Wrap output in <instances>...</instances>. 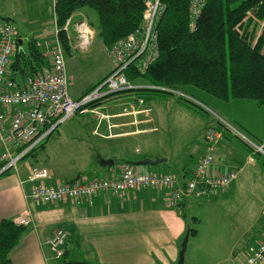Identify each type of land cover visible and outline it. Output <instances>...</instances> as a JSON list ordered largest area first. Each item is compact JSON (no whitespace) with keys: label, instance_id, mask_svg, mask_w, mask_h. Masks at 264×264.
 <instances>
[{"label":"crops","instance_id":"obj_1","mask_svg":"<svg viewBox=\"0 0 264 264\" xmlns=\"http://www.w3.org/2000/svg\"><path fill=\"white\" fill-rule=\"evenodd\" d=\"M38 1L31 0L30 4L36 6ZM48 1L44 0L47 5ZM5 2L6 5L0 7V18H8V21L17 28L10 18L19 14L15 10L27 9V0H5ZM52 2L55 4L54 0ZM84 15L87 17L88 14L84 12ZM249 16L254 17L252 14ZM258 22L256 37L249 36L253 44L264 29V20ZM38 30L39 28L32 27L24 35L18 32L17 41L18 44L21 41L20 48L25 49L30 40H35L46 56L48 50L55 47V39L51 35L39 37L33 35V32ZM112 67L111 61V67L104 73L101 81L111 72ZM18 80L21 81L19 78ZM90 86L87 90H90ZM69 92L74 99L85 94L84 91L72 93L70 86ZM131 93L115 95L126 98ZM112 96L103 101L110 100ZM158 96L163 98L149 101L153 102L152 107L139 106L136 99L133 102L129 98L117 103L102 104L103 101H101L94 106L100 114L95 116L93 112H87L84 115L94 117V121L88 123L90 126L87 130L96 138V141H106L105 145L99 143L98 148H95L88 146L84 140L74 141L77 144L59 146L52 153L50 141H45V144L38 146L21 161L18 171L0 174V222L4 219L14 220L24 211L30 213L33 221L23 234L20 243L11 251L10 264H62V258L56 257L51 246L46 243V239L60 228L68 233L65 252L72 261H86L89 264H178L180 242L188 230L184 208L190 199L203 197L195 193L185 196L177 206H171L168 203L167 190L144 187L124 192L101 191L91 198H83L80 201L69 199L42 203L28 197L30 189L35 185L34 182L29 181L34 167H46L50 170L51 177L45 180L47 185L75 180L87 181L96 177H118L121 164L124 162L131 163L142 173L176 175L185 183L192 176L200 158L207 153L205 136L209 128L215 127L222 132V136L216 145L210 174L214 176L236 171L238 178L231 188L233 190L245 188L248 191H251V179L257 176L260 191L264 193V166L260 159L256 163L249 160L251 154L237 141L238 138H235L237 140L232 138L234 136L228 131H223L216 121L204 126L200 120H196V117H199L198 114L182 105L175 95H169L170 99L164 98L163 95ZM236 100L231 99L226 102L235 103ZM102 114L107 118L100 119ZM237 125L245 130L242 123ZM59 127L55 130L59 131ZM193 129L196 135L192 140L186 141L181 135ZM249 130L257 133L256 138L264 142V136L254 129L245 130L251 136L253 135ZM164 131H176L179 134L180 137L176 136L175 141L181 145L175 152L162 153L154 146L163 140L159 133ZM200 131L203 132L201 138L197 135ZM63 139L67 142L66 138ZM142 142L147 144L144 150L138 146ZM134 143L137 144L135 147ZM182 145L183 147L180 148ZM187 148L190 149L188 152H186ZM96 150L97 153H95ZM44 156L47 157L43 159ZM98 156L113 158L115 164L111 167H101ZM61 158H64L65 162H61ZM148 158H166V161L158 164V170L155 171L151 167H143L144 164H138ZM167 168L170 171H167ZM243 176H246V181L242 179ZM228 189L225 191L230 190ZM259 199L256 202L259 216L253 223H259L256 242L250 247H245L236 257V249L232 250L234 258L240 257V264L264 240V221H262L264 195ZM249 201L251 200L243 202L245 216L246 213L249 214L248 208L255 206V201ZM258 204L259 207H257ZM238 220L243 222L246 218L243 216ZM251 239L252 237L250 241Z\"/></svg>","mask_w":264,"mask_h":264},{"label":"built area","instance_id":"obj_2","mask_svg":"<svg viewBox=\"0 0 264 264\" xmlns=\"http://www.w3.org/2000/svg\"><path fill=\"white\" fill-rule=\"evenodd\" d=\"M143 1L145 10L141 25L125 37L106 46V53L113 64L111 72L95 88L78 99H74L69 92L67 59L57 26L55 47L46 53L48 63L19 81L13 79L11 73L13 58L19 46L18 31L9 21L0 23V174L18 171L21 161L43 144L60 124L76 113L100 114L95 105L91 104L100 103L112 95L128 91L161 88L133 82L125 74L128 69L135 73H145L160 56L157 24L164 6L161 0ZM208 1H190L189 12L193 28ZM70 22L71 18L67 20L64 30L71 43L73 38L68 32ZM94 35V30L87 25L85 19L76 23L75 36L78 38L76 47L87 49L93 42ZM166 90L176 92L180 97L201 105V102L184 93L168 88ZM102 116L105 117L104 114ZM221 127L240 137L254 147L256 152L263 151V145L254 142L227 121L222 120ZM221 136L222 132L215 127L209 128L205 136L207 153L200 158L192 176L185 183L176 175L142 173L131 163L124 162L121 164L118 177H96L87 181L75 180L47 185L45 180L51 177L50 170L46 167H34L29 181L35 185L30 189L28 197L42 203L69 199L80 201L83 198H91L101 191L124 192L144 187L167 190V199L171 206H177L185 196L195 193L208 197L218 189L229 187L237 178L236 171L214 176L210 174L216 145ZM249 160L253 162L255 158L251 156ZM13 221L23 226H30L33 222L28 211L18 214ZM67 239L68 233L63 229H57L47 238L46 243L51 246L56 257L62 258ZM242 264H264V240L247 255Z\"/></svg>","mask_w":264,"mask_h":264},{"label":"trees","instance_id":"obj_3","mask_svg":"<svg viewBox=\"0 0 264 264\" xmlns=\"http://www.w3.org/2000/svg\"><path fill=\"white\" fill-rule=\"evenodd\" d=\"M190 1L161 0L164 10L157 24L160 56L143 74L128 69L125 73L128 79L134 82L146 78L144 84L177 90L194 85L223 100L250 99L264 104V29L255 44L251 41L256 37L258 21L264 20V0H209L194 28L191 26ZM83 9L96 12L98 36L105 46H109L141 25L145 5L143 0H56V26L63 49L67 51L70 41L64 26L75 12ZM8 20L3 18V21ZM46 58L35 40H30L25 49L18 46L11 65L13 79L23 80L35 73L48 63ZM136 91L172 95L160 88L133 92ZM176 97L191 111L208 114L194 102ZM228 132L241 141L251 156L261 158L244 140ZM27 229L28 226L17 225L11 219L0 222V264L11 263V251ZM196 232L195 228L191 229V235ZM62 264L89 263L72 261L65 252Z\"/></svg>","mask_w":264,"mask_h":264},{"label":"rangeland","instance_id":"obj_4","mask_svg":"<svg viewBox=\"0 0 264 264\" xmlns=\"http://www.w3.org/2000/svg\"><path fill=\"white\" fill-rule=\"evenodd\" d=\"M30 1L31 0H27L26 10H15L19 14L10 18L17 25L18 32H20L21 35H24L26 31H30L32 27H34L39 28V30L37 32H33V35H36L37 37L40 35H51L55 39L56 26L54 4L52 0L48 1V5L44 2V0H39L36 3L38 8L30 4ZM2 5H6L5 0H0V7H2ZM82 11L83 12L80 13L75 12L71 17V22L69 24L70 30L68 32L71 33L73 41L70 43V49L68 51L64 49V52L67 59L68 74L70 77V91L72 93L84 91L86 94L89 91L87 90L89 89L87 88L89 85H91L90 89H92L99 84L104 73H106V71L111 67V59L105 51V46L101 38L98 36L99 27L98 16L96 12L93 10ZM84 12L88 14L87 17L84 15ZM80 19H85L87 21V25L90 26V28L95 29L93 42L87 49H82L80 47H76L75 45H78V38L75 36L74 24L76 25ZM2 21L3 18L1 17L0 22ZM134 82L144 83L146 82V78L135 80ZM161 88L165 90L167 89L164 87ZM173 90L184 93L186 96L192 97L201 102V105L199 104V106L202 107L208 114H196L199 116L196 117V120H200L204 126L214 121H216V123L219 122L218 124L222 125V120H225L232 126L236 127L239 131L243 132V134L244 132L247 133L246 131L250 128L257 131L261 136H264V104H259L256 101L250 99H237L235 103H227V100L215 97L212 94L206 92L204 89L194 85H186L181 87L179 90ZM166 91L170 92L172 95L180 96L176 92L169 90ZM163 96H165L164 98L170 99L169 95ZM112 97L110 100L103 101L102 104L112 102L117 103L119 101H123V99L129 98L133 102L134 99H136V102L139 106L152 107L153 102H149L151 99L163 98L153 93L138 94L136 92H132L126 98L118 97L116 95ZM165 100L167 101L168 99ZM85 113L87 112L76 113L67 121L59 125V131L55 130L52 135L46 139V141H50V147L53 148L52 153H54V151L57 150L59 146L65 144H77L74 141L79 142L84 140L88 146L95 148H98V145L100 144L105 145V143H107L103 140L100 142L96 141V138L91 136L90 132H88L87 128L90 126L88 123L94 121V117L92 115H84ZM93 114L95 116L97 115L95 113ZM101 118L107 117L102 116L100 119ZM239 123L244 125V127H242L246 131L237 125ZM90 128L92 129V127ZM249 131H251L253 136L248 133L247 134L253 139V141L263 145V151L258 150L257 152L261 157L260 161L262 166H264V143L256 138L258 137L257 133H255L253 130ZM159 134L163 140L154 144V146L160 152H175L179 145H181V143L177 144L175 141L176 136L180 137L176 131H164ZM202 134L203 132L201 133L200 131L197 135H199V138H201ZM195 135L196 133L193 129L191 132H186L181 136H184L186 141H190ZM74 137L76 138L73 139ZM63 138H66L67 142H64ZM145 138L146 136L143 137V141H145ZM232 138L235 139V137ZM237 141L243 146L239 139ZM133 145L135 147L137 144L134 143ZM146 145L147 144L144 142H142V144H138V146L143 148V150L146 149ZM150 146H152V144H150ZM182 147L183 145L180 148ZM188 149L189 148L186 149V152H188ZM251 149L256 150L254 147H251ZM95 153H97V150ZM46 157L47 156H44L43 159ZM257 160L258 159L256 158L253 163H256ZM60 161L65 162V159L61 158ZM142 166L151 167L155 171L158 170V164H144ZM167 171L170 170L167 168ZM242 179L246 181V176H243ZM235 180L233 181L234 183L236 182ZM251 180V191L245 190V188L233 190L231 188V185L233 184L232 182L229 187L218 189L214 194H211L208 197H197L188 201L184 208V213L186 214L188 220L187 232L191 231L193 228H195L197 232L195 235H190L185 254V264H240V257L237 259L234 258V256H232V250L236 249V257L239 255L241 250H243L245 247H250L252 243L256 242V233L259 229V223L253 224L259 216V209H256V202L259 201V198L264 195V193L260 191L258 177L254 176ZM228 188L231 189L229 190ZM226 189L229 191L226 192ZM245 200H251L249 202L255 201L254 208H248L247 211H249V214L246 213V216L243 213V202ZM257 207H259V204ZM243 216L246 218V220L243 222L239 221L238 218ZM262 221H264V216ZM251 237L252 239L250 241ZM182 241L180 242V246Z\"/></svg>","mask_w":264,"mask_h":264},{"label":"water","instance_id":"obj_5","mask_svg":"<svg viewBox=\"0 0 264 264\" xmlns=\"http://www.w3.org/2000/svg\"><path fill=\"white\" fill-rule=\"evenodd\" d=\"M21 45H22V42L20 41L19 47H21ZM163 161H166V158H155V159L148 158V159L138 162V164L156 165V164H160ZM98 163L101 167H111L115 164V160L113 158H104L102 156H98ZM190 233L191 231H188L183 238L181 249L179 252L178 264H185V254L187 250V244L190 238Z\"/></svg>","mask_w":264,"mask_h":264},{"label":"bare ground","instance_id":"obj_6","mask_svg":"<svg viewBox=\"0 0 264 264\" xmlns=\"http://www.w3.org/2000/svg\"><path fill=\"white\" fill-rule=\"evenodd\" d=\"M39 146H40V145H39ZM36 148H37V147H36ZM36 148H35V149H36Z\"/></svg>","mask_w":264,"mask_h":264}]
</instances>
